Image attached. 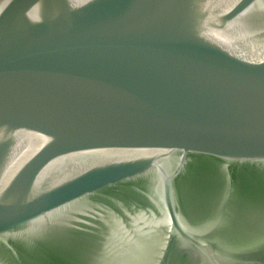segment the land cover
I'll return each mask as SVG.
<instances>
[{
    "label": "water",
    "instance_id": "1",
    "mask_svg": "<svg viewBox=\"0 0 264 264\" xmlns=\"http://www.w3.org/2000/svg\"><path fill=\"white\" fill-rule=\"evenodd\" d=\"M0 264H264V0H0Z\"/></svg>",
    "mask_w": 264,
    "mask_h": 264
}]
</instances>
